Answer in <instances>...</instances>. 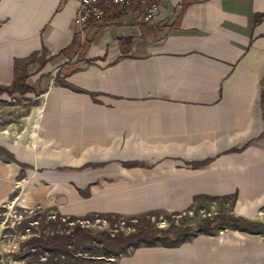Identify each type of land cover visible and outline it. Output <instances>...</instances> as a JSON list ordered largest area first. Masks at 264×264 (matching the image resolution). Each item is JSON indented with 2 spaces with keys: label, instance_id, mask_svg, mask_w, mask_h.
Listing matches in <instances>:
<instances>
[{
  "label": "crops",
  "instance_id": "0c3cea01",
  "mask_svg": "<svg viewBox=\"0 0 264 264\" xmlns=\"http://www.w3.org/2000/svg\"><path fill=\"white\" fill-rule=\"evenodd\" d=\"M78 2L0 0V86L15 60L36 54L18 72L39 100L42 146L79 150L81 166L108 182L95 196L148 198L149 210L168 212L213 196L202 218L264 223V0H158L149 22L145 3L106 6L81 30ZM233 262L264 263V232H196L113 264Z\"/></svg>",
  "mask_w": 264,
  "mask_h": 264
},
{
  "label": "rangeland",
  "instance_id": "374dc122",
  "mask_svg": "<svg viewBox=\"0 0 264 264\" xmlns=\"http://www.w3.org/2000/svg\"><path fill=\"white\" fill-rule=\"evenodd\" d=\"M138 3L143 1L135 0V5ZM0 97H3L0 98V147L6 148L24 164L9 160L0 151V198L4 197L0 202V264L117 263L135 249L129 248L124 253L114 251L113 255H108L106 249L93 244L87 253L69 248L67 253L53 254L27 245L21 250L20 243L40 232H65L74 222L92 232L107 230L113 234H126L134 228L152 230L169 226H186L194 230L203 217L201 214L206 215L208 205L216 199L202 197L184 212H168L149 210L148 198L95 196L96 188H105L108 182L101 173L81 166L79 150L52 149L42 146L41 139L38 140L35 127L38 119L34 109L39 100L18 94H2ZM66 159L70 163L61 164ZM231 199L232 196L222 198L230 204ZM229 230L217 229L215 234L226 235ZM195 235L196 232L192 233L188 240ZM140 238L149 240L151 233L141 234ZM160 242L156 240L155 244ZM167 242L168 247L176 246L169 240ZM140 244L144 245L143 242ZM232 247L234 245L230 244Z\"/></svg>",
  "mask_w": 264,
  "mask_h": 264
},
{
  "label": "trees",
  "instance_id": "16d2710c",
  "mask_svg": "<svg viewBox=\"0 0 264 264\" xmlns=\"http://www.w3.org/2000/svg\"><path fill=\"white\" fill-rule=\"evenodd\" d=\"M126 7H122L124 9ZM264 13L258 14L256 20H259ZM130 39L121 38L119 39L121 50H127L130 47ZM44 51L39 58L40 64L43 65L45 62ZM122 55H126L123 52ZM36 54H32L29 58L23 60H15V74L14 79L8 86H0V95L7 94L9 96L13 95H25L27 92H31L32 88L26 84L27 75L26 73L18 72L19 63L28 64L31 60L35 58ZM91 60H89L90 62ZM58 83L61 86L67 87L76 92L87 93L86 90L73 86L64 79L58 78ZM93 99L95 94L89 93ZM262 100H264V91L261 93ZM4 154L7 155L8 159L15 161L16 163L24 166L23 163L17 161L14 155L8 151L6 148H1ZM88 166H95L89 164ZM130 226V225H129ZM238 229L241 231H249L252 233L264 232V223L259 221H253L249 218H244L242 216H237L235 214H217V216L205 217L195 226L194 230H190L186 226H173V227H159L152 230H146L144 228H134L131 232L126 234L119 233L113 234L107 230H100L97 232H92L88 227L83 226L81 223H73V226L65 232L50 231V232H40L34 234L24 242L20 243V249L22 250L25 245L31 248H38L46 252L53 254H64L69 251V248H74L78 252L87 253L90 251L93 244H98L100 247L106 249L108 255H113L114 251L126 252L129 248H138L140 246H155V245H165L169 243L168 240L172 242V245H177L182 241H187L192 233L195 232H205L208 234H215L217 229ZM151 233V238L149 240H143L140 238L141 234ZM169 233H173L171 236ZM160 234L161 238H160ZM171 239V240H170ZM156 240H160L159 244H155ZM143 242L144 245H141Z\"/></svg>",
  "mask_w": 264,
  "mask_h": 264
},
{
  "label": "bare ground",
  "instance_id": "6f19581e",
  "mask_svg": "<svg viewBox=\"0 0 264 264\" xmlns=\"http://www.w3.org/2000/svg\"><path fill=\"white\" fill-rule=\"evenodd\" d=\"M135 0H80V29H83L90 20L98 22L103 19L106 6L126 7Z\"/></svg>",
  "mask_w": 264,
  "mask_h": 264
},
{
  "label": "built area",
  "instance_id": "2783aa9c",
  "mask_svg": "<svg viewBox=\"0 0 264 264\" xmlns=\"http://www.w3.org/2000/svg\"><path fill=\"white\" fill-rule=\"evenodd\" d=\"M141 1H143V3L146 4L144 19L148 22L152 21L156 17L157 10L159 9L158 0H141ZM75 24L80 29L79 2H78L76 14H75Z\"/></svg>",
  "mask_w": 264,
  "mask_h": 264
}]
</instances>
